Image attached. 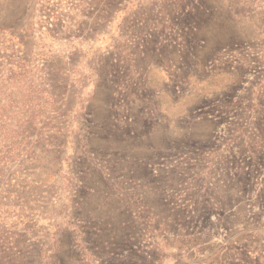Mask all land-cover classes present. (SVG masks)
Listing matches in <instances>:
<instances>
[{"label":"rangeland","instance_id":"1","mask_svg":"<svg viewBox=\"0 0 264 264\" xmlns=\"http://www.w3.org/2000/svg\"><path fill=\"white\" fill-rule=\"evenodd\" d=\"M0 264H264V0H0Z\"/></svg>","mask_w":264,"mask_h":264}]
</instances>
